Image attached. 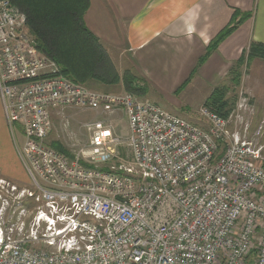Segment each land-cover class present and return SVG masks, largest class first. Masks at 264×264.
<instances>
[{"label":"built area","instance_id":"2783aa9c","mask_svg":"<svg viewBox=\"0 0 264 264\" xmlns=\"http://www.w3.org/2000/svg\"><path fill=\"white\" fill-rule=\"evenodd\" d=\"M0 91L29 176L0 180V264H264L262 147L234 135L218 155L228 119L203 106L204 129L132 92L70 80L10 0ZM68 106L125 111L133 158L106 118L85 123L89 142L72 157L51 147L52 109Z\"/></svg>","mask_w":264,"mask_h":264},{"label":"crops","instance_id":"0c3cea01","mask_svg":"<svg viewBox=\"0 0 264 264\" xmlns=\"http://www.w3.org/2000/svg\"><path fill=\"white\" fill-rule=\"evenodd\" d=\"M236 9L252 15L198 66ZM85 22L106 49L126 55L157 89H176L189 79L184 88L192 85L199 106L252 41L264 42V0H90ZM245 82L259 118L264 107L263 59L251 61ZM26 174L0 91V180L22 185Z\"/></svg>","mask_w":264,"mask_h":264},{"label":"trees","instance_id":"16d2710c","mask_svg":"<svg viewBox=\"0 0 264 264\" xmlns=\"http://www.w3.org/2000/svg\"><path fill=\"white\" fill-rule=\"evenodd\" d=\"M10 2L26 13L28 31L37 40L38 48L56 61L61 73L70 80L87 87L93 82L109 85L123 82L128 92L138 95L146 91L145 86L136 83L139 78L130 71L124 75L120 74L100 38L87 26L85 14L90 7V0H10ZM251 15V11L236 9L230 23L208 45L206 52L199 59L198 66ZM256 58L264 60L262 41L250 43L230 68V83L216 86L205 100L204 106L229 119L236 101V98L230 97L229 94L241 84L244 65ZM221 146L222 144L219 148ZM51 147L73 156L58 141H53ZM102 167L108 168L106 164Z\"/></svg>","mask_w":264,"mask_h":264},{"label":"rangeland","instance_id":"374dc122","mask_svg":"<svg viewBox=\"0 0 264 264\" xmlns=\"http://www.w3.org/2000/svg\"><path fill=\"white\" fill-rule=\"evenodd\" d=\"M107 50L121 75L130 71L132 75L139 78L136 80V83L146 87V91L144 93H139L138 95L136 94L137 96L147 99L150 102L159 105L166 111L179 115L199 127L208 129L210 125L201 114V109L204 105H195L198 101V96H196L195 89H192V85L186 88L181 86L171 90L157 89L138 69H136L135 66H132L126 55L120 57L119 51H115L109 46L107 47ZM229 70L220 84L230 83ZM249 73L250 63H246L242 71L241 84L236 86L229 94L230 97L236 98L235 107L228 119L226 126L228 134L225 140L221 143L222 146L219 148L221 153L218 155H222L224 150H226L224 149L225 146L228 145L231 140H234V135H237L242 140L251 141L255 146L262 147L261 158H259L258 163L264 166V107H259L262 108L263 111L260 114L258 113V116H260L258 118L257 114H255L257 108L250 103V90L246 88L245 80ZM89 88L100 92H128L123 82L117 85L93 82L89 84ZM51 116L53 127L47 140L50 146L53 141H58L71 155H74L81 147L89 142L90 135L84 126L85 123L98 118H106L113 126L115 133L121 137V141L117 143L119 153L125 157L127 161L133 158L131 144L127 139L129 136V124L125 111L117 110L113 113H100L99 111L92 109L68 106L53 108ZM18 139L21 140L19 132ZM25 179L27 182L22 185H28L29 176H26ZM5 194L6 191L0 189V205L3 202V198L7 196V194ZM6 217L7 219H10L9 213Z\"/></svg>","mask_w":264,"mask_h":264}]
</instances>
